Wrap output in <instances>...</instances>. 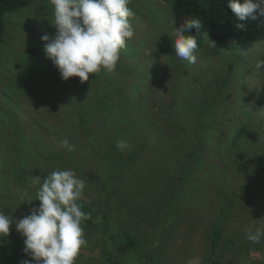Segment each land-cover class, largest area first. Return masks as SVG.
<instances>
[{
	"label": "rangeland",
	"instance_id": "rangeland-1",
	"mask_svg": "<svg viewBox=\"0 0 264 264\" xmlns=\"http://www.w3.org/2000/svg\"><path fill=\"white\" fill-rule=\"evenodd\" d=\"M129 7L136 13L130 18L135 34L116 69L90 74L83 83L63 80L46 58L41 36L56 34L50 0H32L4 16L0 212L9 208L13 219L23 218L39 207L40 185L32 178L43 181L53 170L72 169L86 179L81 201L103 214H88L87 246L80 254L90 259L80 264H264V238L253 243L245 232L264 230V75L252 80L258 63L264 66V41L223 50L209 47L205 36L196 63H188L175 56L171 0H131ZM163 34L173 46L160 54ZM82 101L102 102L95 113L107 128L104 144L78 138ZM234 130L238 138L233 133L221 141ZM198 136L201 161L188 162L181 154L199 145ZM65 137L77 153L60 147ZM119 139L130 143L125 152L133 154L131 161L109 154ZM229 141L236 142L230 152ZM20 190L28 193L30 207ZM99 221L103 232L94 225Z\"/></svg>",
	"mask_w": 264,
	"mask_h": 264
},
{
	"label": "clouds",
	"instance_id": "clouds-1",
	"mask_svg": "<svg viewBox=\"0 0 264 264\" xmlns=\"http://www.w3.org/2000/svg\"><path fill=\"white\" fill-rule=\"evenodd\" d=\"M53 9L54 37L41 36L46 58L58 69L61 78L78 77L80 82L89 80L90 74L102 70L113 72L121 58V52L134 37V28L130 18L135 11L129 7L131 0H50ZM227 8L240 21L256 20L257 15L264 16V0H228ZM175 34V56L188 63H196L198 49L197 37L191 33L202 28L196 18H186L176 27L175 17L170 19ZM244 30L245 24H237ZM206 36V35H205ZM204 36V37H205ZM203 37V38H204ZM209 47L215 48L216 42L209 40ZM173 41L171 45V50ZM249 47L242 49V53ZM256 62H254L255 64ZM254 64L252 67H254ZM259 71L252 80L262 79L264 66L257 65ZM233 64L227 71L232 74ZM251 80V78H250ZM60 147L68 152L74 150L67 138L60 142ZM116 147L125 152L131 148L124 139L116 142ZM39 182L36 193L38 208L19 220L0 212V236H8L12 225L24 238L23 252L30 259L23 264H76L82 248L87 246L83 222L89 215L82 210L80 203L86 188V179L80 178L72 169L53 170ZM28 196L21 194V199ZM31 204L32 202L25 200ZM247 239L259 243L264 238V230L252 228L245 230ZM191 264V262H190Z\"/></svg>",
	"mask_w": 264,
	"mask_h": 264
},
{
	"label": "trees",
	"instance_id": "trees-1",
	"mask_svg": "<svg viewBox=\"0 0 264 264\" xmlns=\"http://www.w3.org/2000/svg\"><path fill=\"white\" fill-rule=\"evenodd\" d=\"M31 1L32 0H0V42L2 40V36L5 31L4 20H3L4 16L7 13L15 12L23 7L28 6ZM227 3L228 0H171V5H172L171 15L172 18L175 17L177 21L176 27L182 24L186 18H196L201 21L202 28L199 30V32L193 29L191 33H186V35L192 34L197 37L198 49L201 48L203 44V37L205 35L208 41L214 40L216 42V46H215L216 48L223 50H236L244 44L264 41V16L257 15L256 20L249 19L246 21H240L231 13V10L227 8ZM237 24H245L246 28L244 30L238 29L236 27ZM171 45H172V39L170 38V36L167 34H163L158 37L157 52L160 54H165L171 50ZM218 94L219 93H216L215 95ZM207 96L209 98L214 97L213 95L211 96L207 95ZM89 98L92 97L90 96ZM101 104L102 102L99 101H82L81 106H78V111L80 114L77 122L79 127L78 129H76L77 132L76 134L78 135V138L80 140L83 137L84 138L86 137L92 142V144L97 142L99 145L104 144L102 137L104 130L107 128L102 129V126L98 123L101 118L100 113L99 111L97 114L95 113L97 111L96 107H99L98 109L102 108ZM216 121L217 120H215L214 118L211 119L209 123L214 124ZM103 123L105 122L103 121ZM246 126L248 125L246 124ZM250 128L252 127L250 126ZM238 132L236 130H234V132L228 131L227 133H225V135L222 136L221 141L233 139L234 138L232 136L233 133H235L236 137L238 138ZM193 138L194 137H188V138L185 137V140L188 139V141H191L193 140ZM260 139L261 142L263 143L264 131L260 133ZM19 140L23 141L24 137L20 135ZM195 141L199 142L198 146L194 144L193 147L188 146L186 151L185 148L182 149V153L184 151L188 152V150H190V152L187 153L188 155L181 154V156H185L188 162H190L191 159L197 162L201 161L199 157V150L201 146L204 145L202 137L198 136V138ZM232 143H235L236 145V142H232V141H229L228 144H226V148L229 149V152L231 148L233 150ZM70 144L72 145V143ZM73 146H74V150L72 152H68L64 149L65 152L68 153L69 155L70 153L72 154L77 153L76 144H74ZM109 154L114 155L117 158L127 157L128 161H131L133 159V154L129 152H121L116 147V144L113 143H111V149H109ZM58 158H61L63 160L67 159L66 157L63 156H59ZM68 162L70 161L67 159L65 163ZM183 168L186 169L184 166ZM191 170H192L191 174H193L196 169H191ZM87 176L92 177L93 174L89 173ZM11 185L12 184L10 183L9 186L11 187ZM2 188L3 187L0 186V189ZM8 191L6 192V194L8 193ZM22 193L23 190H20V194L18 196L19 198H21ZM9 196L10 194L8 195V197ZM26 200L29 201V199L27 198ZM15 203H16L15 201H13L12 203H9L8 201L9 205L11 204L14 205ZM80 203L83 205L82 210L84 212L93 216H101L102 218L103 215L102 213L100 212L95 213L98 212V210L96 209L94 203L87 205L83 201H80ZM28 206L30 207L29 203ZM110 209L111 207L109 205V210ZM10 212L11 211L9 210V208H7L4 213L10 216ZM13 220L14 221L19 220V218L14 217ZM87 222L88 220L84 221L83 226ZM94 225L98 227V230L103 232L104 230L103 222L99 221L98 223H94ZM218 235L219 234L215 232L214 235L210 238L212 246L217 240ZM130 238L127 237V240H129L130 244L133 241L135 242L134 245H136L138 240L135 238H131L132 239L131 240ZM23 240L24 238L21 236L20 233L16 231L14 224L12 225L8 236H0V264H23V261L25 259H30V257L26 256L23 252V248H24ZM129 246L128 245H126L125 247L122 246V251L126 252L127 250H129ZM231 248L234 247H232L231 245ZM158 250L160 251L161 248H158ZM161 252L158 253L160 254ZM89 259H90L89 257H86L84 254L79 253L78 258L76 260V264H80V261H87ZM32 264H36V262L34 261L32 262Z\"/></svg>",
	"mask_w": 264,
	"mask_h": 264
},
{
	"label": "flooded vegetation",
	"instance_id": "flooded-vegetation-1",
	"mask_svg": "<svg viewBox=\"0 0 264 264\" xmlns=\"http://www.w3.org/2000/svg\"><path fill=\"white\" fill-rule=\"evenodd\" d=\"M255 128H252V130L254 131Z\"/></svg>",
	"mask_w": 264,
	"mask_h": 264
}]
</instances>
